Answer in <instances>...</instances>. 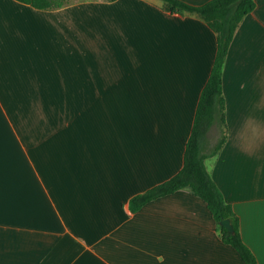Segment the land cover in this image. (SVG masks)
I'll return each mask as SVG.
<instances>
[{
  "label": "crops",
  "instance_id": "obj_1",
  "mask_svg": "<svg viewBox=\"0 0 264 264\" xmlns=\"http://www.w3.org/2000/svg\"><path fill=\"white\" fill-rule=\"evenodd\" d=\"M256 1L224 66L228 139L206 165L264 264ZM217 47L204 18L163 0H0V264H246L188 188L130 208L182 169Z\"/></svg>",
  "mask_w": 264,
  "mask_h": 264
},
{
  "label": "trees",
  "instance_id": "obj_2",
  "mask_svg": "<svg viewBox=\"0 0 264 264\" xmlns=\"http://www.w3.org/2000/svg\"><path fill=\"white\" fill-rule=\"evenodd\" d=\"M20 1L45 9L61 7L67 2V0ZM163 1L170 11L195 13L204 18L217 33L218 47L210 76L197 105L182 169L166 181L134 195L130 200V208L133 211L139 210L158 197L188 188L206 201L222 239L234 246L246 264H259L256 255L242 236L239 216L232 204L225 199L206 165V159L217 155L228 139L227 106L223 89L224 66L236 30L244 17L255 9L257 1L209 0L203 4H192L184 0ZM214 129H219L215 142L211 140ZM225 218L232 220L234 232L221 224Z\"/></svg>",
  "mask_w": 264,
  "mask_h": 264
},
{
  "label": "water",
  "instance_id": "obj_3",
  "mask_svg": "<svg viewBox=\"0 0 264 264\" xmlns=\"http://www.w3.org/2000/svg\"><path fill=\"white\" fill-rule=\"evenodd\" d=\"M221 224L227 227L231 232L235 231L234 225L232 223V220L230 218H225L221 221Z\"/></svg>",
  "mask_w": 264,
  "mask_h": 264
},
{
  "label": "rangeland",
  "instance_id": "obj_4",
  "mask_svg": "<svg viewBox=\"0 0 264 264\" xmlns=\"http://www.w3.org/2000/svg\"><path fill=\"white\" fill-rule=\"evenodd\" d=\"M71 1H75V0H67V2H71ZM218 135H219V129H214L212 131V133H211V140L213 142H215V140L217 139Z\"/></svg>",
  "mask_w": 264,
  "mask_h": 264
}]
</instances>
